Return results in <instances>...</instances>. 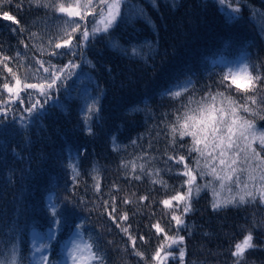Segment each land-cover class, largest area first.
I'll return each instance as SVG.
<instances>
[{
  "label": "trees",
  "instance_id": "16d2710c",
  "mask_svg": "<svg viewBox=\"0 0 264 264\" xmlns=\"http://www.w3.org/2000/svg\"><path fill=\"white\" fill-rule=\"evenodd\" d=\"M229 4L240 9L238 19L232 23L225 19ZM141 10L143 15L138 14ZM2 11L19 24L0 16V59L12 58L6 63L18 72L22 82L29 66L38 67L37 59L57 66L71 59L79 68L64 87L58 82V91H52L46 104L38 94L30 101L25 92H21L25 97L23 103L13 99L0 104V108L9 110L6 119L0 115V253L8 244H14L22 263L29 261V235L33 229L44 231L53 227L48 205L54 200L61 204L62 212L54 257L58 255V243L82 224L85 235L98 240L106 264H144L135 250L143 252L151 262L152 254L165 239L152 226L159 222L168 236L176 235L177 225L171 220V213L182 214V203L178 210L165 207L161 201L187 191V185L181 186L187 178L178 174L183 166L168 156L184 155L190 166L196 156H188L190 137L177 138L175 146L170 143L165 122L173 121V113L180 104L163 93L190 79L194 85L181 97L182 101L193 92L199 98L217 89L240 99L243 93L235 87L225 89L220 83L226 71L212 65V60L221 54L249 59L257 66L253 74L258 70L264 77V0H225L223 5L218 0H155V4L151 0H129L121 5V16L115 25L107 33L90 38L82 49L77 48L75 56L67 54L66 48L55 49L64 54L52 56L42 55L33 47L42 45L46 53L53 50L48 40L56 42L63 14L37 7L31 0H10ZM92 20L89 15V31ZM32 33H37L39 39L32 37ZM79 39L77 34L73 42ZM114 41L118 47L113 46ZM132 48L139 49L141 55H131ZM5 77L11 81V74L0 65V85ZM261 84L264 85V79ZM259 94L264 96V91ZM2 98L7 100L8 93ZM93 98L98 99L100 110L85 123V105L91 104ZM37 99L44 108L39 115L34 112L30 120L23 121L26 126H22L21 116L29 115L24 109ZM241 115L264 131V108L258 115ZM113 138L118 151L113 150ZM255 146L259 150V144ZM142 153L154 158L148 162V168L159 169V174L143 175L137 169V174L142 175L137 180L129 175L130 168L121 165ZM72 164L79 172L76 179ZM97 171L101 178L99 193L93 187ZM153 179H162L167 187L153 183ZM210 179L198 176L196 184ZM235 193L233 187L232 194ZM125 195L133 202L123 203ZM228 195L219 191L220 198ZM111 196H116V222L107 215L111 207L106 211L104 205L105 200L111 204ZM141 196L148 199L140 201ZM65 197L72 204L64 206ZM212 201L213 193L208 188L198 194L193 192L191 211L182 215L184 224L178 231L184 237L183 244L167 250L178 256L179 248L184 247L183 264H235L234 246L251 232L255 247L245 250L241 264H264V203L257 199L254 203L229 204L214 210ZM125 212L128 220L120 221ZM129 225V233L136 238L135 250L128 235L121 231ZM167 264L181 261L170 257Z\"/></svg>",
  "mask_w": 264,
  "mask_h": 264
},
{
  "label": "snow or ice",
  "instance_id": "6c2138e0",
  "mask_svg": "<svg viewBox=\"0 0 264 264\" xmlns=\"http://www.w3.org/2000/svg\"><path fill=\"white\" fill-rule=\"evenodd\" d=\"M9 2L10 0H0V16L3 19L19 24L18 20L9 16L7 12L2 11L3 5ZM31 2L37 7L51 8L54 12L63 14L61 25L59 26V35L55 38L56 42H53L51 38L48 40V44L53 50L46 53L42 45L34 44L33 47L41 52L42 55L48 54L52 56L63 55L64 53H59L55 49L66 48L67 54L75 56L77 48L82 49L90 38L94 39L101 32L107 33L115 25L117 19L121 16V5L128 4L129 0H31ZM151 2L155 4V0H151ZM224 2L225 0H218L221 5ZM238 2L239 0H237ZM229 10V14L226 15L225 19L227 23H232L238 19L237 14L240 9L238 6L233 8L229 4ZM138 14L143 15L142 10ZM89 15L93 17L91 31H89L88 24ZM125 15H128V9L125 10ZM23 30L21 26L20 31ZM77 34L80 39L74 43L73 41ZM31 35L39 39L37 33H32ZM113 46L118 47V44L114 41ZM25 47H28V45L25 44ZM19 55L17 53L18 57ZM131 55L139 56L141 52L137 48H132ZM11 59V57L7 56H3L0 59V65H3L7 72L11 74V81L5 77L2 85H0V104L8 103L13 99L23 103L25 97L21 96V92L27 93V98L30 101L33 95L38 94L39 97L44 99L46 104L51 98L52 91H58V82L60 87H64L66 81L75 75L74 70L79 68V64L71 59L62 66L54 65L51 61L37 59L36 65L38 67L29 66L25 71L22 82L18 72L13 71L6 63ZM20 67L24 66L21 64ZM256 68V65L245 58L237 68H230L228 72L222 75L220 83L224 85L225 89L235 87L237 92L243 93L240 99L228 94L226 91L217 89L215 92L209 90L204 96L199 98L193 92L192 95L186 96V100L182 101L181 97L190 92L194 85V82L190 79L179 86L169 87L163 93L180 104V107L173 113V121L165 122V127L168 128L171 137L170 143L175 146L177 138L183 140L185 137H190L191 142L187 145L188 156H191L192 153H196V156L193 158L191 166L187 163L184 155L177 153L174 156H168L169 160H173L183 166L178 174L187 178L181 185L182 187L187 185V191L183 193L177 192L170 199L161 201L165 207L169 208H179L182 203V214L177 215L175 211L171 213V220L175 221L177 225L176 235L168 236L167 232L161 228L159 222L152 226L157 233H163L165 239L152 254L151 262L145 259L143 252L135 250L136 238L129 233L130 225L121 228V231L128 235L131 246L135 250V255L141 257L144 260V264H167L170 257L173 259L178 258L183 264L185 257L184 247L179 248L178 256L167 249H170L172 245L179 246L183 244L184 237L178 235V231L179 226L184 224L182 215H186L191 211L193 192L198 194L204 188L210 189L213 193L212 208L214 210L227 207L229 204L254 203L257 199L264 203V156H261V152H264V131L258 130L252 120L241 115V113L258 115L264 108V96L259 94L264 91V85L261 84V80L264 77L261 76L258 70L255 75L253 74V69ZM30 79L35 82H28ZM5 92L8 93L7 100L2 98ZM43 108L44 104H41L39 99L31 103V107L25 108L24 111L29 115L27 117L21 116L20 123L22 126H26L23 125V121L30 120L34 112L39 115L40 110ZM99 110L98 99L93 98L91 104L85 105V123ZM8 111L6 108H0V115H3L6 119ZM87 131L91 134V127H88ZM113 140V150L118 151L119 146L115 143V138ZM132 143L135 144L136 141H132ZM257 144H259V150L255 146ZM181 147H184V145H181ZM145 156H148V154L142 153L131 161L122 162L121 166L130 168L129 175L137 180L142 178V175L137 174V169L143 175H158L159 169L148 168V162L154 158L148 156V160L145 161ZM138 161L144 162L138 163ZM70 167L74 173L73 179H76L79 175L77 167L75 164L70 165ZM94 171L96 170L94 169ZM198 176L201 179L205 177H211V179L206 183L196 184ZM93 179L95 181L94 190L99 193L101 178L98 171ZM152 182L160 183L167 187L162 179H153ZM113 187L119 191L118 185L114 184ZM233 187L236 188L235 194H232ZM218 189L219 191L228 192L229 195L226 198H220ZM132 196H135V193ZM147 199V196L139 197L140 201ZM115 201L116 196H111L110 205L109 201H104L106 211L108 206L111 207V211H107V215L113 222L117 221V218L113 215L116 211ZM173 201L178 203L174 206ZM132 202L131 197L128 195L124 196L123 203L129 204ZM69 204H72L71 199L68 197L63 198V205L67 206ZM48 206L53 217V227L49 232V239L51 240L55 238L56 232L62 226V212L61 204L54 200H50ZM119 220H128V214L126 212L122 213ZM76 235L80 237L79 241L75 242L71 250L67 252V259L71 261V264H93V262L106 264L105 255L100 251L98 240L91 235L86 236L82 224L77 225ZM140 239L144 240V237H140ZM252 241L253 236L251 232H248L241 242L235 244L233 252V256L236 258L235 264H241L245 250L255 247ZM45 247H51V245L37 246L36 251H42ZM40 260L43 264H51L45 255H41ZM0 264H19V256L15 245L11 249L10 256L0 258ZM56 264H59V261Z\"/></svg>",
  "mask_w": 264,
  "mask_h": 264
},
{
  "label": "rangeland",
  "instance_id": "374dc122",
  "mask_svg": "<svg viewBox=\"0 0 264 264\" xmlns=\"http://www.w3.org/2000/svg\"><path fill=\"white\" fill-rule=\"evenodd\" d=\"M243 62V59L241 58H232L226 55H219L217 58H215L212 62V65L214 66H219L220 68H223L224 71L228 72L229 69H235L237 68L241 63ZM15 100V99H14ZM178 202L177 201H173V205L175 206ZM178 210L181 209L180 207L177 208ZM53 226V225H52ZM60 230V229H59ZM58 230V231H59ZM57 231V232H58ZM50 232V231H49ZM49 232H48V237H49ZM77 232V228L73 229L70 233L69 239L67 241V243L65 242V246H64V258L66 257V253L69 250V247L66 245L68 244L69 240L71 238H73L75 236ZM75 233V234H74ZM29 240H33V254H32V258H31V262L32 264H43V262L40 260V255H46V253H44L42 251V254L39 253V251H36V247L40 246V242L41 239L39 238V235L36 233H33L31 235V237L29 238ZM72 240V239H71ZM14 244H8L7 247L5 248L4 252L0 253V258H3L4 256H10L11 255V249L13 247ZM48 245V244H47ZM41 246H43L41 244ZM16 250L18 252L17 246L15 245ZM40 254V255H39ZM19 256V255H18ZM33 260V261H32ZM64 262V261H63ZM62 263V262H61ZM19 264H28L26 263H22V260L19 259ZM63 264V263H62Z\"/></svg>",
  "mask_w": 264,
  "mask_h": 264
},
{
  "label": "bare ground",
  "instance_id": "6f19581e",
  "mask_svg": "<svg viewBox=\"0 0 264 264\" xmlns=\"http://www.w3.org/2000/svg\"><path fill=\"white\" fill-rule=\"evenodd\" d=\"M74 234H75V233H74ZM71 239H74V240L79 241L80 237H78V236L75 234V236H74L73 238H71ZM71 239H70V240H71ZM69 245H70V249H71V248H72V247H71L72 244L70 243ZM63 264H65V262H64Z\"/></svg>",
  "mask_w": 264,
  "mask_h": 264
}]
</instances>
